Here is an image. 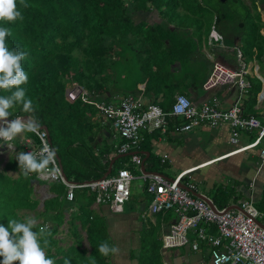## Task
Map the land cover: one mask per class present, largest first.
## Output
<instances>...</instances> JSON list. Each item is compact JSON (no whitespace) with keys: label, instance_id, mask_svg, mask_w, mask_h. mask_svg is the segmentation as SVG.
<instances>
[{"label":"trees","instance_id":"1","mask_svg":"<svg viewBox=\"0 0 264 264\" xmlns=\"http://www.w3.org/2000/svg\"><path fill=\"white\" fill-rule=\"evenodd\" d=\"M26 3L30 6L24 8L17 0L22 20L0 21V26L12 31L6 38L8 47L27 53L22 66L29 79L20 87L26 90V97L32 100L35 111L25 112L17 105L10 110L12 115L8 119L35 117L39 127L47 126L66 176L78 183L104 177L111 162L121 155L119 147L122 143L110 144L111 125L103 126L102 121H96L99 112L94 105L81 98L75 102L67 99L70 84L84 87L92 101H109L113 97L112 81L114 85L132 82L136 88L140 78L149 75L150 83L154 67L160 71L162 63L186 62L197 51L201 39L209 37L213 27L219 30L218 34L227 46L239 47L244 63L257 60L264 67V36L261 34L264 20L261 2L257 0H252L251 7L244 0H226L217 7L208 5L206 0H26ZM155 11L163 21L161 24L152 25L142 16ZM214 12L215 23L212 25L211 21H206ZM179 35L184 37L178 38ZM235 55L238 56L237 50ZM249 82L251 89L245 102L246 113L255 106L262 88L257 78H249ZM9 94L0 90V95ZM163 108L166 112L171 111V108ZM168 120L171 129L184 124L182 119L173 116ZM120 160L115 162L113 173ZM121 169L119 167L118 171ZM7 178L17 188L15 211L24 208L25 184L30 190L31 180L37 179L38 174L22 175L17 182ZM54 184L51 186L53 192L60 196L66 193L63 184ZM31 190L28 196H31ZM81 191L89 194L88 190ZM244 196L239 186H219L213 193L214 203L221 209L229 208L232 202L237 204ZM31 203L35 209L38 201ZM255 203L264 214V183L261 193L256 194ZM1 224L8 225L4 218ZM88 224L91 239L94 222ZM40 227L33 230L38 231ZM55 232L48 237L50 245L46 254L55 258L56 264H64L65 258H69L71 264L106 262L108 257L97 251L103 241L92 243L90 256L79 255L82 259L79 263L73 262V251L60 248L55 253L52 247L56 244Z\"/></svg>","mask_w":264,"mask_h":264},{"label":"crops","instance_id":"2","mask_svg":"<svg viewBox=\"0 0 264 264\" xmlns=\"http://www.w3.org/2000/svg\"><path fill=\"white\" fill-rule=\"evenodd\" d=\"M153 13L158 14L157 11ZM151 19V21L145 20L152 25L163 22L159 14L158 18L153 16ZM261 34L264 36V29L261 30ZM199 44L201 47L196 46L197 51L189 59H193L196 53L202 49L203 44L208 47L211 46L212 56L217 59L214 60L210 56L214 62L211 68L212 72L215 62L224 63L232 69H240L241 64L244 63L243 58L241 61L239 55H235L236 50L237 52L240 50L239 47L231 48L227 46L224 40L221 39L220 34L210 33L209 37H203ZM216 50L221 51L222 54ZM236 62H239V65ZM246 66L248 69L247 80L257 78L261 81L262 88L257 95L253 109L249 110L250 112L247 111V113L244 110V113L246 116H256L264 125V101H260V95L264 93V67L257 60L251 61ZM161 67L160 71L156 67L153 68V78L151 79L153 82L150 81L149 83L150 76L145 75L140 78L136 88H133L132 82L130 84L124 83V88L129 89L126 94H122L121 90L118 91L113 88L112 81L110 84L113 92L111 100L115 102L111 104L119 105L121 100L129 95L142 97L146 105H154L163 110V107L172 109L175 99L179 95L186 96L198 107L215 99H219L224 107H228L239 99V91L236 88L220 87L213 91H206L204 85L211 75L204 78V71L186 74L182 63H162ZM132 91H135V93H131ZM247 100L248 96L241 102L243 109H245ZM98 117L102 121L100 113ZM101 123L106 126L103 121ZM112 131L117 133L114 129ZM27 132L30 134L28 137L33 136L32 133ZM242 134V137L240 135L241 145L244 146L254 141L252 140V134L246 132ZM25 135L26 133L21 132L16 135L13 143L0 145V174L3 171L5 177H9L16 182L20 178L19 172L21 170L18 163H12L11 159L16 160L17 153L24 152L21 142ZM144 137L145 141L139 150L144 162V166H140L143 174L159 173L168 178L169 175L157 170L156 164L157 162L170 163L174 167L171 171L178 172V175L184 171L193 170L188 176L189 180L187 177L184 183L190 181L191 176L192 179L198 178L203 181L202 190H199V186L195 183L197 189L192 194L195 197L202 196L214 203L213 193L219 186H239L245 196L237 204L232 202L230 207H239L243 200H253L255 202L252 196L248 195L255 193L252 185L254 183L259 184L260 177H263L264 167L260 161L259 149L230 155L234 152L236 146L230 141L231 127L229 125H223L216 129L206 125H198L189 132H181L177 130V127L171 129L170 125L166 133L155 130L146 132ZM223 143H229L233 148L225 147ZM165 156H168V159L163 162ZM13 164L18 168H13ZM120 167L129 169L130 165L122 163ZM115 174L112 170V173L108 176ZM29 188L32 189L31 196L27 195L30 190L25 184L23 198L26 205L24 208L16 210V218L24 220L31 217L37 221L35 227L47 225L50 233L56 231L55 234L53 233L56 244L53 243L52 246L55 253L63 248L73 251L74 256L77 253L78 256L89 257L93 250V244H98V241H108L110 245L119 246L121 253L119 257L109 256L104 264H213V248L207 243L200 242L197 250L194 249L193 244L176 249L164 248L163 238L178 220V216L174 212L151 214V195L147 199L138 197L136 200L132 195L126 203L124 211L115 213L109 205L97 204L95 193H93L95 195L93 196L82 193V191L77 192L76 200L71 202L67 199L66 193L62 196L58 195L51 190L49 185H43L39 178L32 179ZM56 197H59L58 200H56ZM32 200L38 201L35 209V206H32ZM2 219H0V224ZM71 219H73V222L70 221ZM83 219H86V222L82 221ZM89 221L94 222L95 228V231L91 234V239H89L88 233ZM70 222L72 224L76 223L77 228L70 226ZM208 231L219 236L216 228H209ZM190 238L191 241L196 239L192 233ZM80 249H82V252H79ZM48 250L49 247L46 253ZM0 260H2V257H0Z\"/></svg>","mask_w":264,"mask_h":264},{"label":"built area","instance_id":"3","mask_svg":"<svg viewBox=\"0 0 264 264\" xmlns=\"http://www.w3.org/2000/svg\"><path fill=\"white\" fill-rule=\"evenodd\" d=\"M257 1L264 3V0ZM238 55L242 61L240 50ZM247 74L245 63L241 64L240 69H232L224 63L215 62L204 88L206 91L220 87L238 89L239 99L228 107H224L219 99L198 107L184 95L176 97L170 112L154 105H146L142 97L134 95H129L119 105H114L105 101H92L89 92L76 83L71 84L66 96L70 102L81 98L85 103L94 105L103 124H110L122 138L119 153L131 156L132 163L136 166H143L144 163L139 152L145 141L142 131L161 130L166 133L170 127L168 118L173 116L184 121L183 125L177 127L181 132H189L198 125L213 129L229 125L230 141L236 146L230 155L259 149L260 161L264 167V125L256 116H246L241 105L251 89V84L246 79ZM260 101H264V93L260 95ZM254 131H258L257 138L247 145H241V133ZM29 132L38 139L24 137L21 142L24 152H39L44 145L54 149L47 131L38 127L37 132ZM15 138L9 142L0 139V145L13 143ZM167 159L168 156H165L163 162ZM56 167L58 172L47 176L38 175V178L49 183L63 184L66 187V197L71 202L75 201L78 191L90 190L96 194L97 204L109 205L115 213H122L131 199V186L135 177L129 169H121L115 175L98 180L78 183L65 177L57 153ZM192 172L193 170L184 171L173 180L159 173H144L142 176L146 191L152 197L150 213L157 215L174 212L178 216V220L163 238L164 248L176 249L193 244L197 250L201 242L213 248V264H264V214L257 209L253 200H243L240 210H230L218 208L210 200L213 207L206 199L193 196L192 192L197 189L195 182L190 180L184 183ZM209 228H216L219 236L210 233ZM191 233L196 237L194 241H191Z\"/></svg>","mask_w":264,"mask_h":264},{"label":"clouds","instance_id":"4","mask_svg":"<svg viewBox=\"0 0 264 264\" xmlns=\"http://www.w3.org/2000/svg\"><path fill=\"white\" fill-rule=\"evenodd\" d=\"M19 3L24 8L30 6L26 0H19ZM17 19H23L17 0H0V21L14 23ZM10 35L12 31L9 27L0 26V90L10 93L0 95V139L5 142L12 141L23 131L37 132L39 127L35 117L27 122L19 118L8 119L12 115L10 110L17 105H21L25 112L35 111L32 100L26 97V90L20 87L29 79L22 66L27 53L7 46L6 38ZM16 160L24 176L33 173L47 176L59 171L55 150L48 145L35 153L19 152ZM36 224L37 221L31 217L24 220L8 219L7 227L0 224V264H56L55 258L46 254L50 245L48 237L51 236L48 226L44 225L34 231ZM97 251L103 257H119L121 248L103 241ZM64 264H71V260L65 258Z\"/></svg>","mask_w":264,"mask_h":264},{"label":"rangeland","instance_id":"5","mask_svg":"<svg viewBox=\"0 0 264 264\" xmlns=\"http://www.w3.org/2000/svg\"><path fill=\"white\" fill-rule=\"evenodd\" d=\"M244 1L250 7L252 6V0H244ZM206 2L208 3V5L217 7L219 5V3L222 2V0H206ZM261 5H262L261 6V8H262L261 9L262 17L264 19V3L262 2ZM142 16L144 17V19H148L150 21L152 20L151 18L153 16H155V18H158V14L157 13H153V14L151 13L148 16L147 15H142ZM214 20H215V12H214V15L209 14L207 16V21L206 22L211 21V23L213 25V23H215ZM217 31H215L214 27L211 29V33H215V32L220 33L218 29H217ZM182 37H184V36L183 35H179L178 36V38H182ZM197 46L201 47L200 44H197ZM210 56H212L211 46L208 47L206 44H203L202 45V49H200L199 52L196 53V55L193 57V59H189V60H187L186 62H184L182 64L185 73L187 74V73H195L196 71H198V72H203L204 71V74H205L204 78H206L209 75H211V73H212L211 68L213 67V63L214 62L212 61ZM213 58H214V60H217L215 57H213ZM236 64L239 65L238 62H236ZM130 78H132V77H130ZM70 87H71V85H70ZM124 87H125L124 82H120L119 84L116 83L115 86H114V83H113V88H116L118 91L121 90L122 94H126L127 93V90ZM110 88H112V86ZM108 102L113 103L115 101L114 100H109ZM96 119H97L96 121L99 120L101 122L100 117H97ZM108 125H110V124H108ZM112 130H113V128L111 129V131ZM23 132L26 133L25 137L30 136V134L27 131H23ZM145 133H146V131H142V135L143 136L145 135ZM250 134L253 135L252 140H255L257 138V136H258V131H254V132H252ZM242 135H241V137H242ZM252 140H250V141H252ZM109 142H110V144L119 145V144H121L123 142V140L117 133L112 131V137L110 138ZM223 145L225 147H228V148H231V149L233 148V146L231 144H229V143H223ZM11 161H12V163H16V164L18 163V161L15 160L14 158L11 159ZM122 163H128L130 165L129 169H130V171L132 172V174L135 177V179L132 182V186H131V192H132L133 198L135 200L138 197L139 198L143 197L144 199L149 198L150 195L145 191L146 183L142 179L143 171L140 169L141 167L134 166L133 163H132L131 156H127V157L121 158V160L118 162L117 166L115 167V173L118 171V168L121 166ZM156 168L159 171H163V174L169 175V177H168L169 179H175L178 176V172H172L171 171L172 169H174V167L170 163L162 164L160 162H157ZM19 175H20V177L23 175L22 171L19 172ZM263 177H264V172H263ZM263 177H260V181H259L260 183L259 184L258 183H254V185H252V189H253V191L255 190V193L251 192L252 194L248 195V196H252L254 201H256V194L261 193V187H262V184L264 183V178ZM188 180H189V177H188ZM191 180L193 182H195L199 186V190H202L203 181H200L198 178H196V179L193 178L192 179V176H191ZM41 181H42L43 185H49L50 188H51V186H55L54 183H49V182H46V181H43V180H41ZM16 189L17 188H15V186L12 183L9 182L8 178L5 177V174L2 171L1 174H0V219L4 218L6 224H8V219H17L15 217L16 216L15 215L16 211H15V208H14V206H15L14 201L17 198V190ZM88 193L90 195H93V192H91L90 190H88ZM58 198L56 197V200H58ZM254 204L257 207V204L255 202H254ZM70 221L73 222V219H71ZM82 221L86 222V219H83ZM72 222H70L69 225L70 226H75L77 228L76 223L72 224ZM81 261H82V259L78 256L77 253H75V258L73 259V262L79 263Z\"/></svg>","mask_w":264,"mask_h":264},{"label":"water","instance_id":"6","mask_svg":"<svg viewBox=\"0 0 264 264\" xmlns=\"http://www.w3.org/2000/svg\"><path fill=\"white\" fill-rule=\"evenodd\" d=\"M222 2H226V0H222ZM19 119H22L23 121H25V122H27L30 118L28 117V116H25V117H20ZM0 123H2V122H0ZM39 128H41V129H44L45 131H47L48 133H49V135H50V131H49V128L47 127V126H43V127H39ZM49 140L50 141H52V139H51V135H50V138H49ZM126 156H128V155H120L118 158H115L112 162H111V165H110V167H109V170H108V172L106 173V175L103 177V178H105V177H107L108 175H110L111 173H112V170H113V165H114V163L118 160V159H120V158H122V157H126ZM58 159H59V161H60V163L62 164V161H61V159H60V157L58 156ZM63 166V165H62ZM143 166H144V163H143ZM65 177H66V174H65ZM183 187H185L184 185H182ZM192 194H194L193 192H192ZM195 196V195H194ZM198 197V196H197ZM199 197H201V198H203V199H206L213 207H214V205L210 202V200H208L207 198H205V197H202V196H199ZM233 208H235V209H237V210H240V208L239 207H230V208H228V209H233ZM259 223V222H258ZM260 224V223H259Z\"/></svg>","mask_w":264,"mask_h":264}]
</instances>
